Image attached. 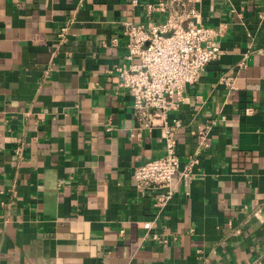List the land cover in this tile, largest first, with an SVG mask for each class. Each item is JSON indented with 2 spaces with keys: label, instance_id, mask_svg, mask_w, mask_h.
<instances>
[{
  "label": "crops",
  "instance_id": "0c3cea01",
  "mask_svg": "<svg viewBox=\"0 0 264 264\" xmlns=\"http://www.w3.org/2000/svg\"><path fill=\"white\" fill-rule=\"evenodd\" d=\"M156 1L0 0V264H264V0L172 6L222 52L169 111L180 165L160 207L132 171L162 130L139 126L115 69L122 22L162 21Z\"/></svg>",
  "mask_w": 264,
  "mask_h": 264
},
{
  "label": "built area",
  "instance_id": "2783aa9c",
  "mask_svg": "<svg viewBox=\"0 0 264 264\" xmlns=\"http://www.w3.org/2000/svg\"><path fill=\"white\" fill-rule=\"evenodd\" d=\"M131 1L136 3L138 0ZM177 2L185 4L183 0L146 3L147 15L151 16L157 11L165 13L162 21L122 22L125 57L129 62L115 66L119 84L132 94V109L139 126L147 129L158 126L162 130L164 152L135 166L132 171L138 186L155 190L163 188L162 191H155L154 203L158 207L166 204L170 198L172 176L180 165L176 131L181 120L177 116H170L169 111L176 106L184 86L195 81L204 66L222 52L214 39L220 29L198 22L194 7L178 12L172 7ZM192 17L194 19H188ZM69 21L66 19L59 26V39L64 38ZM112 41H116V37ZM136 57L137 60H133ZM222 80L229 83L228 77H222ZM198 153L199 148L188 157L184 166L185 175L198 163ZM152 236L157 238L158 235L153 233Z\"/></svg>",
  "mask_w": 264,
  "mask_h": 264
}]
</instances>
